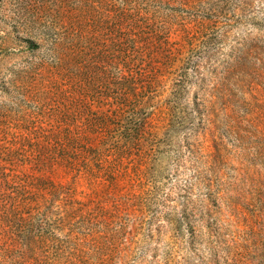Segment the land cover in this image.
<instances>
[{
    "label": "rangeland",
    "instance_id": "374dc122",
    "mask_svg": "<svg viewBox=\"0 0 264 264\" xmlns=\"http://www.w3.org/2000/svg\"><path fill=\"white\" fill-rule=\"evenodd\" d=\"M0 264H264V0H0Z\"/></svg>",
    "mask_w": 264,
    "mask_h": 264
}]
</instances>
